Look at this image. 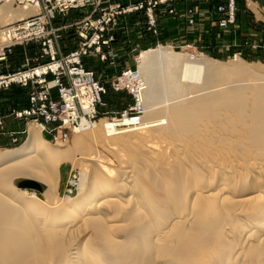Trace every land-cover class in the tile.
Here are the masks:
<instances>
[{
    "label": "bare ground",
    "instance_id": "1",
    "mask_svg": "<svg viewBox=\"0 0 264 264\" xmlns=\"http://www.w3.org/2000/svg\"><path fill=\"white\" fill-rule=\"evenodd\" d=\"M12 5L0 1V51L3 27L40 13L39 3ZM255 65L160 45L127 73L137 117L82 124L67 145L31 123L21 146L0 149V264H264V67ZM66 165L79 173L75 197H63Z\"/></svg>",
    "mask_w": 264,
    "mask_h": 264
},
{
    "label": "rangeland",
    "instance_id": "2",
    "mask_svg": "<svg viewBox=\"0 0 264 264\" xmlns=\"http://www.w3.org/2000/svg\"><path fill=\"white\" fill-rule=\"evenodd\" d=\"M231 2L232 0H92L85 7L76 9L78 12L69 15L65 21H61L57 15L51 25L61 29L58 45L63 55L81 50L83 44L100 37L102 46L93 44L89 50L91 54L83 59L84 65L95 71L97 78L106 86L107 106L102 111L110 112L107 116L109 118L120 119L124 111L137 104V81L126 74L130 71L136 73L141 54L160 45L170 46L178 53L193 56L203 54L226 66L234 65L240 60L250 68L255 64V67H264V10H261L260 0H234L235 19L232 23L222 25V22L229 20ZM21 9L23 8L12 5L14 12ZM41 10L40 8V13ZM106 40L110 41L109 45L102 44ZM98 47H101L99 54ZM28 60L31 67L49 63V59L43 57L40 42L18 45L13 47L12 52L6 53L5 59L0 57V76L25 69ZM258 68L256 70H261ZM13 86L0 89V104L3 107L7 108L12 101L18 103L23 97L20 89L8 91ZM118 86L123 89L116 91ZM175 89V84L166 88L168 91ZM42 133L52 145H67L72 138L78 136L71 133L68 140L54 143L51 136L43 131ZM18 135L19 143L13 144L9 136L10 141H0V149L19 147L29 137L23 133ZM62 170L63 197H75L78 189L71 182L79 178V173L71 165H66ZM36 192L44 199L42 189Z\"/></svg>",
    "mask_w": 264,
    "mask_h": 264
},
{
    "label": "built area",
    "instance_id": "3",
    "mask_svg": "<svg viewBox=\"0 0 264 264\" xmlns=\"http://www.w3.org/2000/svg\"><path fill=\"white\" fill-rule=\"evenodd\" d=\"M13 1L17 6L39 3L42 10L38 15L2 28L7 34L8 40L1 47L0 57L5 59L6 53L12 52L13 47L18 45L40 42L43 48V57L49 59V63L38 67H31L28 60L25 69L0 76V89H8L12 85L29 88V107L14 111L15 118L41 125L56 142L57 140H67L71 133L81 129L82 124L96 123L103 117L112 122L137 117L136 107L124 111L120 119L109 118L107 116L111 113L102 111L103 107L107 106L105 102L106 86L97 78L95 71L85 67L83 60L85 56L91 54L89 50L93 44L102 46L99 36L91 43L83 44L81 50L74 51L69 55H63L59 49L58 34L61 29L53 27L52 21L57 15L83 8L92 0ZM234 19L235 3L232 0L229 7V20L222 22V25L232 23ZM85 39L87 38L85 37ZM109 42V40L102 41V44L109 45ZM100 49L101 47L97 48V54L100 53ZM102 58L105 59V56ZM126 76L128 75L126 74ZM122 89L120 86L115 88L116 91ZM136 98L138 103V97ZM4 125V117L0 111V137L4 135ZM117 127L120 128L118 125ZM18 134L22 133L12 132L9 134L13 144L20 142Z\"/></svg>",
    "mask_w": 264,
    "mask_h": 264
},
{
    "label": "crops",
    "instance_id": "4",
    "mask_svg": "<svg viewBox=\"0 0 264 264\" xmlns=\"http://www.w3.org/2000/svg\"><path fill=\"white\" fill-rule=\"evenodd\" d=\"M260 3H261V7H262L261 10L262 9L264 10V0H260ZM257 4H259V2ZM79 11H81V10H79ZM77 12H78L77 10H72L65 15H58V18H61L60 19L61 21H65V19L69 15H73V14L75 15V13H77ZM90 70H92V69H90ZM15 89L21 90V93L23 95L21 101L18 103L12 101L11 104L8 105L7 108L3 107L0 104V111H1V114L4 117V121H5V125H4L5 133H4V135H2L0 137V141H5V143L10 141L9 134L12 132H20V133L26 132V134H24V136L25 135L27 136L29 125L31 124V123H27V121H25V120L17 119L13 115L14 111L24 110V109L29 107V88L14 85L8 91L11 92V91H14Z\"/></svg>",
    "mask_w": 264,
    "mask_h": 264
},
{
    "label": "water",
    "instance_id": "5",
    "mask_svg": "<svg viewBox=\"0 0 264 264\" xmlns=\"http://www.w3.org/2000/svg\"><path fill=\"white\" fill-rule=\"evenodd\" d=\"M21 187H26V188H36V189H39L41 190V186L35 182H32V181H25L23 183H21L20 185Z\"/></svg>",
    "mask_w": 264,
    "mask_h": 264
}]
</instances>
